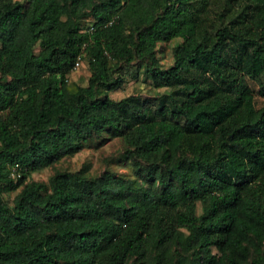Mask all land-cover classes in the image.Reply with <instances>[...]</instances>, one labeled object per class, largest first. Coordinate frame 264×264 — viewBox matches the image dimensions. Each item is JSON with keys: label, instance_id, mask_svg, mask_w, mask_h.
I'll return each instance as SVG.
<instances>
[{"label": "trees", "instance_id": "16d2710c", "mask_svg": "<svg viewBox=\"0 0 264 264\" xmlns=\"http://www.w3.org/2000/svg\"><path fill=\"white\" fill-rule=\"evenodd\" d=\"M132 70L156 94L113 98ZM251 81L264 97V0H0V264H264ZM118 137L133 174L32 178Z\"/></svg>", "mask_w": 264, "mask_h": 264}, {"label": "rangeland", "instance_id": "374dc122", "mask_svg": "<svg viewBox=\"0 0 264 264\" xmlns=\"http://www.w3.org/2000/svg\"><path fill=\"white\" fill-rule=\"evenodd\" d=\"M176 42H171L160 48L159 55L164 64H170L173 61V46ZM90 76L88 63L83 61L81 67L74 70L69 75L70 86L82 84L86 85ZM126 81L122 87L112 92L113 98L119 99L132 93L156 94V90L151 84V78L146 76L143 71L137 72L132 70L126 72ZM256 93L257 106L264 105V97L259 95L258 86L254 81H251ZM124 138L118 137L111 139L100 145L95 142L88 147L78 152L77 154L63 158L53 166L46 167L33 173L32 178L40 181H48L53 173L57 170H72L77 171L85 164L89 165V174L97 175L104 168L109 167L120 173L133 174V166L128 161L123 160V149L125 148ZM16 192L9 193L7 199L12 203Z\"/></svg>", "mask_w": 264, "mask_h": 264}, {"label": "built area", "instance_id": "2783aa9c", "mask_svg": "<svg viewBox=\"0 0 264 264\" xmlns=\"http://www.w3.org/2000/svg\"><path fill=\"white\" fill-rule=\"evenodd\" d=\"M82 63H83V58H82V56H79L77 61L75 62L74 70L79 69L81 67ZM19 175H20V173L13 172L14 177H18Z\"/></svg>", "mask_w": 264, "mask_h": 264}]
</instances>
